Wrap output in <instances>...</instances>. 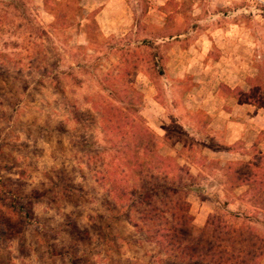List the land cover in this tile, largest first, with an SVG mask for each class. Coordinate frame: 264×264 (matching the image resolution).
Returning a JSON list of instances; mask_svg holds the SVG:
<instances>
[{
    "label": "rangeland",
    "instance_id": "obj_1",
    "mask_svg": "<svg viewBox=\"0 0 264 264\" xmlns=\"http://www.w3.org/2000/svg\"><path fill=\"white\" fill-rule=\"evenodd\" d=\"M6 1L0 264H264V0Z\"/></svg>",
    "mask_w": 264,
    "mask_h": 264
},
{
    "label": "trees",
    "instance_id": "obj_2",
    "mask_svg": "<svg viewBox=\"0 0 264 264\" xmlns=\"http://www.w3.org/2000/svg\"><path fill=\"white\" fill-rule=\"evenodd\" d=\"M12 1L13 2L6 1V2H10V4H8V6L12 9V11L20 8V6H18L17 3L24 7L23 2H19V0H12ZM9 13L6 14V16H9ZM56 25H58V24H54L53 29L58 28ZM37 28H38V30H41L39 27H37ZM142 42L144 45L151 44V43H147L144 40ZM84 66L87 67L88 64H84V65L79 66V67H84ZM160 159L165 164V160L162 159L161 157H160ZM245 166H246V170H241V168H235L236 170H232V168L229 167L227 169V173L224 175V179H225L224 184L230 185L233 189L244 188L245 189L244 195L247 196V198H249V199L251 198L249 201H255V198L258 196V194L263 192V191H261L260 188L262 186V182L264 181V169H263L261 174L259 173L260 175L258 176L257 171L255 170L256 167H255L254 161L250 160L249 163L245 164ZM178 191H179V189H178ZM174 233L175 234H173V236H172V234H170V235L172 237L176 236L177 233L176 232H174ZM263 250H264V245H262V247L260 248V251H263ZM261 255H263V254H261ZM255 258L258 259V255H256ZM255 260H254V262H255Z\"/></svg>",
    "mask_w": 264,
    "mask_h": 264
},
{
    "label": "crops",
    "instance_id": "obj_3",
    "mask_svg": "<svg viewBox=\"0 0 264 264\" xmlns=\"http://www.w3.org/2000/svg\"><path fill=\"white\" fill-rule=\"evenodd\" d=\"M78 11V10H77ZM79 14V13H78ZM81 15V14H80ZM97 14H95V13H88L87 15H83V17H82V15H81V17L83 18V20H84V22L82 23V25H84V23H87V24H89L90 26H92V24L93 25H95L97 28H96V30H98L99 31V28H98V25H97V23H96V20H95V16H96ZM133 26H135V24L133 25ZM111 40H116V39H114V38H110ZM104 40H106V39H104ZM118 41H122L123 42V47L125 48H127L128 50H129V45H131L132 44V42H127V38L126 37H124V39H118ZM104 44L102 43V44H98L97 46H96V48H94V49H90V51L93 53L91 56H88V55H86L84 58H86L85 60L84 59H82L83 61L80 63V62H78L77 64H78V67H79V64L81 65V64H88L87 62L88 61H90L92 58H93V56H94V53L96 52V51H100L104 46H103ZM125 48V49H126ZM88 49V48H87ZM112 52H120L118 49H116V47H113V48H111L110 49ZM86 54H87V52H85ZM74 58H76V61H77V57H72V59H74ZM116 77H113L112 79H113V81L114 80H119L120 78H122V80H123V74L122 73H120V75L119 74H116L115 75ZM236 90V89H235ZM217 91V90H216ZM223 91H224V94L222 95L221 93H222V91L221 90H219L218 91V93H217V98L214 100V102H213V104L215 105V103H221V104H225L226 106L225 107H221L220 109H238L240 106H242V107H248V106H251V107H257V106H255L254 104V102H252V100H250V99H248V100H244V95H247V92H244V91H241L240 92V95L238 96V95H234V94H229L230 93V91L232 92V91H234V90H228V89H223ZM227 95V98H229V100L228 99H225V96ZM242 98V99H241ZM211 105V103L209 102V103H207V105H205V106H199L197 109H212V108H214V105ZM211 105V106H210ZM229 108H228V107ZM264 109V108H263ZM256 141V140H255ZM261 143H264V141H262ZM231 146L232 145H227V147H225L228 151H229V153H237V152H235V151H233V148H232V152H231ZM227 151V152H228ZM242 156H244V155H242ZM252 156V155H251ZM262 155H260L259 157H257V158H260ZM247 160L246 161H244V162H247V163H249V161H250V157H247L246 158ZM240 160H244L243 159V157H241V159ZM243 162V161H242ZM262 162V161H261ZM224 177V176H223Z\"/></svg>",
    "mask_w": 264,
    "mask_h": 264
}]
</instances>
